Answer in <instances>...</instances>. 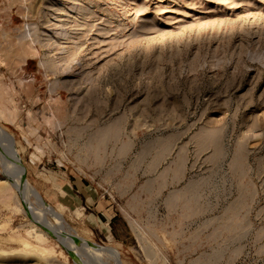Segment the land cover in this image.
<instances>
[{
  "label": "rangeland",
  "instance_id": "374dc122",
  "mask_svg": "<svg viewBox=\"0 0 264 264\" xmlns=\"http://www.w3.org/2000/svg\"><path fill=\"white\" fill-rule=\"evenodd\" d=\"M0 132V264H264V0H0Z\"/></svg>",
  "mask_w": 264,
  "mask_h": 264
},
{
  "label": "bare ground",
  "instance_id": "6f19581e",
  "mask_svg": "<svg viewBox=\"0 0 264 264\" xmlns=\"http://www.w3.org/2000/svg\"><path fill=\"white\" fill-rule=\"evenodd\" d=\"M11 147H12V150H13V152H14V154H15V156H16V158H17V161H18V165L20 166V160H19V158H18V156H17V154H16V151H15V147H14V145H12L11 144ZM0 151H1V153H2V155L4 156V157H6V160H7V162H8V164H9V168L13 171V172H15V180H14V186H15V188H17V190H18V193H20V196H22V197H26L27 198V196H31V197H33L34 199H35V201H37V203L38 204H40L41 205V208L45 211V212H47L48 214H50L51 216H52V218H54L58 223H59V226L58 227H62V223H63V221H62V219H61V216H60V214L57 212V211H55L50 205H48L43 199H42V197L37 193V191L33 188V186L25 179V177L23 176V174L22 173H20L19 172V170L11 163V161H10V154H9V150H8V145H7V143H6V141H5V139H4V136H3V134L0 132ZM4 159V158H3ZM1 160V159H0ZM2 161H4L5 162V159L4 160H2ZM6 164V163H5ZM7 164V165H8ZM7 165H5V166H7ZM2 166H3V164H2ZM3 172H5V170L3 171ZM7 174H9V173H7ZM5 176H8V175H6L5 174ZM10 178V177H9ZM0 180L1 181H6L4 178H1L0 177ZM28 207H29V205H28ZM28 209V208H27ZM40 224L42 225V226H46L45 225V223H43V222H41L40 221ZM58 225V224H57ZM62 230V229H61ZM36 231V230H35ZM47 231L50 233V234H52L54 237H56V239L58 240V241H60V242H63V243H68L69 245H70V247H71V245H72V249H75V250H79V249H77L76 247H77V244L78 243H76V241H77V238L78 237H76L75 238V236H73V235H67V234H65V233H62V232H60L59 231V229L58 230H49V229H47ZM65 232V231H64ZM28 234L30 235V233L28 232ZM36 234V233H35ZM35 238V237H34ZM41 238V237H40ZM36 240V239H35ZM42 240V239H41ZM81 240V239H80ZM21 241H22V245H23V248L21 249V251L22 252H24V256H26V254H31L32 253V251H35V250H37L36 249V247H33L32 245H31V243H30V241L29 240H27V239H25V238H22L21 239ZM40 241V240H39ZM78 241H79V238H78ZM83 241V240H82ZM41 242V241H40ZM81 243V242H80ZM73 244H75V246L76 247H73ZM80 245V244H79ZM83 246L84 247H86L84 250L87 252V254L88 255H90L92 258L94 257V255L96 254V253H104V255L106 254L110 259H112V260H114V256H113V254H112V252L110 251V249L107 247V246H102V245H98V244H90V243H87V242H85V243H83ZM81 247V246H80ZM80 247H78V248H80ZM88 247V248H87ZM41 250L42 249V251L44 250V248H38V250ZM82 249V248H81ZM80 252H82V251H77V252H75V253H80ZM84 252V251H83ZM42 253V252H41ZM74 252H73V254H74V256L76 257V255L77 254H75ZM96 255H98V254H96ZM105 255V256H106ZM103 256V255H102ZM98 258V256H95V258ZM100 257V256H99ZM77 259V258H76ZM80 261V260H79ZM89 261V260H88ZM98 262V261H97ZM106 263V262H105ZM113 264V263H112Z\"/></svg>",
  "mask_w": 264,
  "mask_h": 264
}]
</instances>
